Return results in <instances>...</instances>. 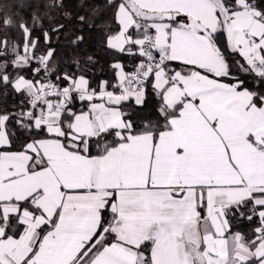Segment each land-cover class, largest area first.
Wrapping results in <instances>:
<instances>
[{
	"label": "snow or ice",
	"instance_id": "obj_1",
	"mask_svg": "<svg viewBox=\"0 0 264 264\" xmlns=\"http://www.w3.org/2000/svg\"><path fill=\"white\" fill-rule=\"evenodd\" d=\"M0 264H264V0L0 3Z\"/></svg>",
	"mask_w": 264,
	"mask_h": 264
},
{
	"label": "trees",
	"instance_id": "obj_2",
	"mask_svg": "<svg viewBox=\"0 0 264 264\" xmlns=\"http://www.w3.org/2000/svg\"><path fill=\"white\" fill-rule=\"evenodd\" d=\"M6 2V0H0V3H4ZM67 2L69 3L70 7L73 10H77L78 9V4H79V0H67ZM98 39V34L97 33H93V39L89 42L88 46H87V51H96V40ZM100 63L102 65H104L105 60L104 58H101ZM101 74V73H98Z\"/></svg>",
	"mask_w": 264,
	"mask_h": 264
}]
</instances>
